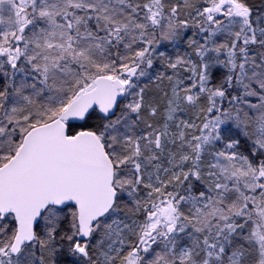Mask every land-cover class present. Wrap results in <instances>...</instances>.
Returning a JSON list of instances; mask_svg holds the SVG:
<instances>
[{
	"label": "snow or ice",
	"instance_id": "6c2138e0",
	"mask_svg": "<svg viewBox=\"0 0 264 264\" xmlns=\"http://www.w3.org/2000/svg\"><path fill=\"white\" fill-rule=\"evenodd\" d=\"M0 264H264V0H0Z\"/></svg>",
	"mask_w": 264,
	"mask_h": 264
}]
</instances>
